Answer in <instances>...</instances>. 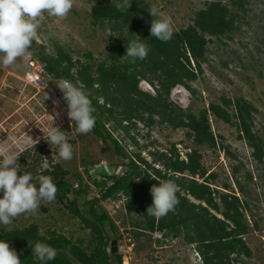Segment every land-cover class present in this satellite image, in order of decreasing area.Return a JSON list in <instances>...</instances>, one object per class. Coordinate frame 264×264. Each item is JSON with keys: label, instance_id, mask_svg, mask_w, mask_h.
I'll list each match as a JSON object with an SVG mask.
<instances>
[{"label": "trees", "instance_id": "trees-1", "mask_svg": "<svg viewBox=\"0 0 264 264\" xmlns=\"http://www.w3.org/2000/svg\"><path fill=\"white\" fill-rule=\"evenodd\" d=\"M90 1V22L108 32L107 56L92 60L88 51L85 56L91 61H82L74 59L60 45L47 52L35 40L29 50L52 78H65L83 86L94 108L96 122L91 132L105 147L108 141L111 143L114 153L125 161L126 169L121 173L116 168L102 169L104 179H96L94 188L75 174V187L67 178L68 171L58 163L53 164L42 173L51 176L57 186L54 200L62 203L71 216L78 217L86 232L74 236L49 229L41 233L37 225L29 224L0 230V239L8 240L20 256L21 264H42L32 254L30 243L36 242H45L57 251L56 258L45 264H122V254L111 251V241L121 234L100 203L123 195L136 238H150L146 231H160L164 237L181 236L186 243L194 245L203 264H240L241 257L251 255L243 238L250 231L245 215L248 202L230 184L222 183L221 189L216 186V173L204 167L201 149L222 147L236 158L228 147L218 142L209 121L212 115L234 126L238 137L251 148L253 159L264 163V140L253 130L256 108L242 96L221 95L217 101L211 100L208 106L194 111L189 106L176 105L170 100V92L176 85H182L191 94H197L191 82L203 72L208 42L212 37H230L238 28L232 7H242L244 0H231V7L222 0L206 1L203 8L195 11L190 23L173 31L167 42L150 35L152 17L148 9L153 6L146 0H132L127 11L118 9L113 0ZM131 39H141L149 46L144 60L133 61L126 56L127 41ZM223 65L226 67L228 62ZM140 80L147 81L155 93L142 90L138 86ZM110 122L112 129L106 126ZM138 122L145 126L159 123L171 129H184L193 145L185 151L186 159L181 158L175 143L163 150L152 147L147 151L150 159L145 157L137 147L136 137L130 134ZM72 127L75 128L74 121ZM118 130L125 132L136 151H128L126 144L112 135V131ZM24 153H20L18 160L25 161ZM241 165L233 164L231 171L232 180L243 193L236 175ZM20 169L30 173L34 183L38 182L34 176L36 166ZM245 178L252 180L251 173L246 171ZM159 181H172L179 188L178 203L162 218L147 212L152 204L150 189ZM253 225L256 226L255 221Z\"/></svg>", "mask_w": 264, "mask_h": 264}, {"label": "rangeland", "instance_id": "rangeland-1", "mask_svg": "<svg viewBox=\"0 0 264 264\" xmlns=\"http://www.w3.org/2000/svg\"><path fill=\"white\" fill-rule=\"evenodd\" d=\"M146 1L171 19L175 31L189 24L195 11L203 8L208 0ZM230 1L222 0L231 7ZM90 7V0H73V7L64 18L45 13L39 20L35 41L42 44L47 52L53 51L55 45H60L74 59L91 61L85 56L88 51L92 53V60L103 59L107 56L110 39L107 31L90 22ZM232 10L236 14L238 28L230 37H212L208 42L207 61L202 64L203 72L191 82L197 94L193 95L184 86L176 85L170 92V100L182 108L189 106L197 111L208 106L211 100L217 101L221 95L242 96L255 106L253 130L264 140V0H244L242 7L234 6ZM33 58L28 49L13 65L0 66V147H8L13 152H25V161L18 160V167L36 166L34 176L37 179L40 175L49 176L42 173L44 164L48 165L49 170L53 164H60L68 171L67 178L75 187V174H79L84 183L94 188L96 179H104L100 173L102 169L111 171L116 168L118 173L126 169L125 161L114 153L109 141L108 147H105L92 132L75 133L73 122L67 115L63 93L57 85L65 81V78H52L41 69L37 71V78L28 79L26 74L35 70L28 65ZM226 61L228 65L225 67L223 62ZM138 86L144 91L155 93L145 80H140ZM209 121L218 142L228 147L236 158L222 147L202 148V163L208 172L216 173L214 183L218 188L221 189L222 183L230 184L236 194L249 205L245 215L250 231L243 238L251 255L241 257L240 264H264V163L253 159L251 148L238 137L234 126L212 115ZM52 122L64 131L72 144V159L60 158L58 147L51 146L45 139ZM106 126L112 129L111 122ZM130 134L136 137L137 147L148 159L150 156L147 151L152 147L163 150L175 143L180 156H183L193 146L184 129H171L166 124L145 126L138 122ZM112 135L121 139L128 151H136V146L125 132L112 131ZM8 136L16 137L19 145H9ZM238 163L242 165L236 175L242 183L243 193L232 180L231 166ZM246 171L251 173L252 180L245 178ZM124 203L125 197L122 196L100 203L113 218L118 234H121L111 244L122 254V264H203L200 254L197 256L192 245L181 236L172 238L162 234L159 237L154 236V232L146 231L150 238H136L133 235L135 228L129 223ZM254 221L256 226L253 225ZM29 224L37 225L41 233L49 229H56L66 235L72 233L74 236L86 232L78 217L71 216L69 210L55 200L41 201L35 212L19 215L9 225H0V230L22 228Z\"/></svg>", "mask_w": 264, "mask_h": 264}, {"label": "clouds", "instance_id": "clouds-1", "mask_svg": "<svg viewBox=\"0 0 264 264\" xmlns=\"http://www.w3.org/2000/svg\"><path fill=\"white\" fill-rule=\"evenodd\" d=\"M113 2L121 11H127L132 0ZM72 7L73 0H0V66L9 67L17 58L24 56L38 36L39 20L45 13L64 18ZM148 10L152 17L150 35L162 42L169 41L173 36L171 19L156 7ZM149 51V46L143 40L131 39L127 41L125 54L133 61L144 60ZM57 85L63 93L67 115L75 122V133L91 132L96 122L94 108L83 86L67 80ZM45 139L51 146L58 147L60 158L72 159V144L64 131L54 126L53 122L47 129ZM7 141L9 145L18 146L20 143L13 136H8ZM19 156V151L13 152L8 147H0V225L4 226L21 214L35 212L41 201H53L57 193V186L50 176L40 175L38 182L34 183L30 173L21 171L18 167ZM43 167L47 169L48 165L44 164ZM18 172L22 174L18 175ZM178 191V186L172 181H159L153 185L150 189L152 204L147 209L148 214L156 218L165 217L178 203ZM30 244L32 254L42 264L53 261L57 256L56 249L45 242ZM0 264H21L20 256L5 239H0Z\"/></svg>", "mask_w": 264, "mask_h": 264}, {"label": "built area", "instance_id": "built-area-1", "mask_svg": "<svg viewBox=\"0 0 264 264\" xmlns=\"http://www.w3.org/2000/svg\"><path fill=\"white\" fill-rule=\"evenodd\" d=\"M29 67L30 68H35V70L34 71H32V72H28L27 74H26V76L28 77V79H30V80H34L35 78H37L38 77V73H37V71H39L40 72V70L42 69L43 71H44V69H43V66H42V63L40 62V61H38L37 59H35V58H33V59H30V61H29ZM181 155V154H180ZM181 158H184V159H186V156H185V154H183V156H181ZM109 171V170H108ZM108 183H110V182H108ZM122 197H124L123 195H121ZM162 232H160V231H156V232H154L153 233V235L155 236H159V237H162ZM192 245V247H193V250H194V252L197 254V256H199V253H198V251L195 249V247H194V245L193 244H191Z\"/></svg>", "mask_w": 264, "mask_h": 264}, {"label": "water", "instance_id": "water-1", "mask_svg": "<svg viewBox=\"0 0 264 264\" xmlns=\"http://www.w3.org/2000/svg\"><path fill=\"white\" fill-rule=\"evenodd\" d=\"M111 251H112V252H116V251H117V250H116V246L113 245V244H111Z\"/></svg>", "mask_w": 264, "mask_h": 264}, {"label": "bare ground", "instance_id": "bare-ground-1", "mask_svg": "<svg viewBox=\"0 0 264 264\" xmlns=\"http://www.w3.org/2000/svg\"><path fill=\"white\" fill-rule=\"evenodd\" d=\"M35 59H37V58H35ZM38 60V59H37ZM39 61V60H38Z\"/></svg>", "mask_w": 264, "mask_h": 264}]
</instances>
